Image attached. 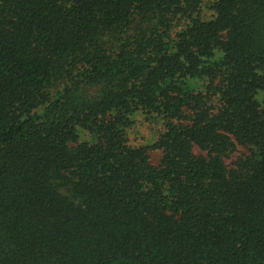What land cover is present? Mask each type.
<instances>
[{"label": "trees", "instance_id": "obj_1", "mask_svg": "<svg viewBox=\"0 0 264 264\" xmlns=\"http://www.w3.org/2000/svg\"><path fill=\"white\" fill-rule=\"evenodd\" d=\"M0 264H264V0H0Z\"/></svg>", "mask_w": 264, "mask_h": 264}, {"label": "rangeland", "instance_id": "obj_2", "mask_svg": "<svg viewBox=\"0 0 264 264\" xmlns=\"http://www.w3.org/2000/svg\"><path fill=\"white\" fill-rule=\"evenodd\" d=\"M212 0H207L208 4ZM205 17H210L211 11L205 7L204 9ZM161 124L159 122L149 119V117L139 114L136 117V124L134 127L133 138L134 142L137 144L151 146L149 149L150 160L154 165H159L162 157L163 150L153 146L155 142L158 140V134L160 132ZM245 149L243 147H238V151L235 152L231 158L226 160V163L230 166L231 163L239 156Z\"/></svg>", "mask_w": 264, "mask_h": 264}]
</instances>
